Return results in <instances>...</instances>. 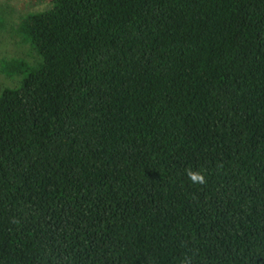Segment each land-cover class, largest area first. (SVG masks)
Returning a JSON list of instances; mask_svg holds the SVG:
<instances>
[{
  "label": "trees",
  "instance_id": "1",
  "mask_svg": "<svg viewBox=\"0 0 264 264\" xmlns=\"http://www.w3.org/2000/svg\"><path fill=\"white\" fill-rule=\"evenodd\" d=\"M18 35L0 264H264V0H53Z\"/></svg>",
  "mask_w": 264,
  "mask_h": 264
},
{
  "label": "rangeland",
  "instance_id": "2",
  "mask_svg": "<svg viewBox=\"0 0 264 264\" xmlns=\"http://www.w3.org/2000/svg\"><path fill=\"white\" fill-rule=\"evenodd\" d=\"M52 2L53 0H0V25L3 27L0 28L3 29L0 30V66L4 59L14 57L27 59L31 64L40 60L37 52L22 42L18 35V26L28 14L51 8ZM18 80L9 79L0 70V94L3 88L20 86L22 79L20 82Z\"/></svg>",
  "mask_w": 264,
  "mask_h": 264
},
{
  "label": "clouds",
  "instance_id": "3",
  "mask_svg": "<svg viewBox=\"0 0 264 264\" xmlns=\"http://www.w3.org/2000/svg\"><path fill=\"white\" fill-rule=\"evenodd\" d=\"M188 175L193 182L205 183V176L200 172H193L188 170Z\"/></svg>",
  "mask_w": 264,
  "mask_h": 264
}]
</instances>
